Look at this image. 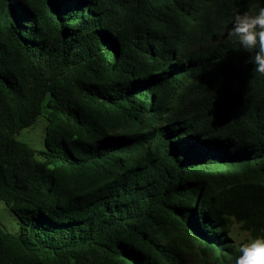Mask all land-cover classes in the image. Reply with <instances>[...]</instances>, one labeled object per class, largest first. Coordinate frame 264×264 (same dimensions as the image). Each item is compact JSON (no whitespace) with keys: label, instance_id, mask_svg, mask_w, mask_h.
Listing matches in <instances>:
<instances>
[{"label":"trees","instance_id":"1","mask_svg":"<svg viewBox=\"0 0 264 264\" xmlns=\"http://www.w3.org/2000/svg\"><path fill=\"white\" fill-rule=\"evenodd\" d=\"M250 2L0 0V264H234L264 229V76L226 38Z\"/></svg>","mask_w":264,"mask_h":264},{"label":"clouds","instance_id":"2","mask_svg":"<svg viewBox=\"0 0 264 264\" xmlns=\"http://www.w3.org/2000/svg\"><path fill=\"white\" fill-rule=\"evenodd\" d=\"M226 38L251 53L253 73L264 76V4L250 2L246 10L235 12ZM261 232L240 239L229 232L236 253L234 264H264V229Z\"/></svg>","mask_w":264,"mask_h":264},{"label":"rangeland","instance_id":"3","mask_svg":"<svg viewBox=\"0 0 264 264\" xmlns=\"http://www.w3.org/2000/svg\"><path fill=\"white\" fill-rule=\"evenodd\" d=\"M48 109L43 110L42 115L31 126L21 129L17 138L27 144H29L39 155V152L45 149V128L47 125ZM0 223L4 230L19 235L20 233V220L18 216L13 212L5 202H0ZM232 235L237 239L241 237L247 238L250 235L249 232L241 230L238 224H234L231 231ZM196 264H204L200 261H196Z\"/></svg>","mask_w":264,"mask_h":264}]
</instances>
